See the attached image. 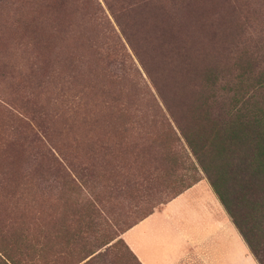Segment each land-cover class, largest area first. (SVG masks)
Listing matches in <instances>:
<instances>
[{
    "label": "trees",
    "instance_id": "1",
    "mask_svg": "<svg viewBox=\"0 0 264 264\" xmlns=\"http://www.w3.org/2000/svg\"><path fill=\"white\" fill-rule=\"evenodd\" d=\"M102 1L103 5L99 0H0V70L10 83L16 81V95L23 91L14 99L21 112L8 109L9 118L22 124L23 114L37 117L41 121L36 126L45 137L74 129V135H80L85 130L79 131L78 125L89 122L95 127L86 132L101 134L106 143L135 157L116 162L104 180L108 189L103 199L82 204L81 212L89 210V217L107 214L103 202L128 196L137 176L152 175L167 163L177 166L173 147H185L254 257L264 264V249L252 240L253 232L264 231V109L258 100L264 91V51L261 41L242 38L251 26L248 19L240 23L233 10L201 21L195 0ZM238 46L241 53L231 56ZM233 69L240 72L234 74ZM247 84L246 95L240 94ZM222 104L226 108L215 109ZM19 123L13 125L17 132ZM6 171L16 177L17 171ZM20 174L14 184L20 191L13 188L10 197L16 200L9 202L11 210L24 212L35 204L25 193L32 182L22 180L24 171L21 179ZM228 180L232 187L239 185L246 200L244 217L233 208L231 200L237 194L222 187ZM74 183H68L72 192L66 199L77 194ZM82 214L73 210L71 224L79 227ZM79 228L73 233L62 229L57 241L84 238ZM21 229L0 239V264L47 262V222L39 231L41 241L34 243L23 233L27 228ZM60 252L63 257L65 249Z\"/></svg>",
    "mask_w": 264,
    "mask_h": 264
},
{
    "label": "rangeland",
    "instance_id": "2",
    "mask_svg": "<svg viewBox=\"0 0 264 264\" xmlns=\"http://www.w3.org/2000/svg\"><path fill=\"white\" fill-rule=\"evenodd\" d=\"M99 1L103 5V1ZM132 1L135 0H124L125 3ZM203 1L198 3L195 0V6L201 10L199 15L201 21L212 13L235 10L239 15L240 23H243L246 18L248 24H251L242 38L249 35L252 40L261 41L258 43H261L264 51V0H206L204 3ZM146 2L147 0L144 3ZM16 6L17 3L12 4L11 11ZM249 43L248 38L247 47ZM251 49L249 48L250 51H253ZM241 50L242 46L235 47L230 55H238ZM254 54L257 53L254 52ZM239 72L238 69H233L234 74ZM4 73L0 70V239H7V236L19 234L22 230L21 227H24L27 229L25 231L23 229V233L29 235L32 243L35 239L41 241L39 231L42 224L47 222L51 231L47 262L43 263L44 260H37L31 264H141L122 237L123 232L147 217L149 215H146L147 212L150 210L152 212L160 211L164 204L180 194L186 193L191 201L209 193V191L217 196L193 156L185 147H180L177 144L176 147H173L177 152L175 155V159L178 161L177 166L167 163L168 166L166 164L160 170H152V175L137 176L134 185L131 183L128 196L119 195L112 197L109 200L110 203L103 202V204H107V214L101 211L99 212L100 218L89 217V210L85 209L84 212H81L82 204L85 205L89 201L97 202L99 197L103 199L102 192L108 189L107 182L104 180L107 181V178L111 176L116 162L132 161L135 157L132 154H125L124 150L118 146L106 143L101 134L86 132V130L92 131L95 127L89 122H81L78 125L79 131L85 130L80 135H74L77 131L74 129L72 132L68 131L66 135L57 137L47 135L45 137L46 134L41 132L42 129L40 130L36 126L41 120L26 113L22 115L24 122L22 124L18 122L22 128H19V132H17L13 125L18 123L9 118L7 111L10 109L17 114V111L21 112L19 102L14 99L23 96V91L18 87L19 94L16 95V81L10 83V78L6 77ZM249 85L247 84V88L241 90L240 94L246 95L245 90L250 88ZM258 100L259 106L264 109V91L260 90ZM223 106L226 108V105L222 104V107L216 105L215 109L220 111ZM101 125L99 124L96 129H99ZM24 133L26 137L22 135ZM104 144L106 145L104 146ZM6 168L17 171L14 179L7 174ZM22 171L26 173V178H22ZM122 171L117 173H122ZM19 174L20 179L32 182V185L29 186L31 189L26 190L25 193L30 195L35 204L34 208L25 209L24 212L18 208L11 210V202H9V200H16V198L10 197L13 188L16 192L20 191L14 186ZM72 179L77 186L75 187L77 194L71 196L72 199H66L72 192L68 185ZM226 186H222L223 189L226 188L230 194L234 190V193L237 194V199L231 200L237 216H246L247 204L246 200L240 196L239 185L235 184L232 187V181L228 180ZM220 189L222 190V188ZM255 189L257 191L253 194L254 199L259 193V183ZM173 195L175 196L173 197ZM49 196L52 199H49ZM46 197L48 201H46ZM71 200H73L72 203ZM95 207L99 210L102 208L99 203ZM73 210L83 213L81 216V225L83 226L80 225V228L76 224H71L70 215ZM11 220L24 223L22 225L15 223L14 226H11L10 224H13ZM78 228L80 233L84 232V238H75L74 242L68 243L57 241L56 235L62 229L68 230L70 233L72 229L73 233ZM253 233H255L252 234L253 242L258 245V248L264 249V231ZM62 249H65L63 257L60 252ZM89 253L92 254L89 255ZM87 255L89 256L86 259L81 260ZM93 255V258L86 261Z\"/></svg>",
    "mask_w": 264,
    "mask_h": 264
},
{
    "label": "crops",
    "instance_id": "3",
    "mask_svg": "<svg viewBox=\"0 0 264 264\" xmlns=\"http://www.w3.org/2000/svg\"><path fill=\"white\" fill-rule=\"evenodd\" d=\"M122 237L141 264H260L210 191L176 196Z\"/></svg>",
    "mask_w": 264,
    "mask_h": 264
}]
</instances>
